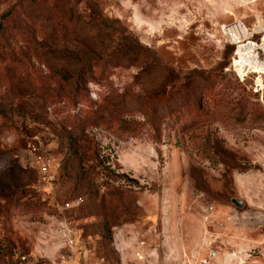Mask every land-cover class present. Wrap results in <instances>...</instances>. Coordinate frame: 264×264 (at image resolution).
Returning <instances> with one entry per match:
<instances>
[{"label":"rangeland","instance_id":"374dc122","mask_svg":"<svg viewBox=\"0 0 264 264\" xmlns=\"http://www.w3.org/2000/svg\"><path fill=\"white\" fill-rule=\"evenodd\" d=\"M263 8L0 0V264H264L256 78L216 34Z\"/></svg>","mask_w":264,"mask_h":264},{"label":"built area","instance_id":"2783aa9c","mask_svg":"<svg viewBox=\"0 0 264 264\" xmlns=\"http://www.w3.org/2000/svg\"><path fill=\"white\" fill-rule=\"evenodd\" d=\"M216 31L217 41L231 47L230 65L237 74L255 75L254 90L263 112L261 130L264 132V8L249 23L242 18H234L218 23ZM39 163L45 168V161Z\"/></svg>","mask_w":264,"mask_h":264},{"label":"water","instance_id":"95a60500","mask_svg":"<svg viewBox=\"0 0 264 264\" xmlns=\"http://www.w3.org/2000/svg\"><path fill=\"white\" fill-rule=\"evenodd\" d=\"M231 200L236 205H240L241 204V201L240 200H237V199H234V198H232Z\"/></svg>","mask_w":264,"mask_h":264},{"label":"trees","instance_id":"16d2710c","mask_svg":"<svg viewBox=\"0 0 264 264\" xmlns=\"http://www.w3.org/2000/svg\"><path fill=\"white\" fill-rule=\"evenodd\" d=\"M227 46H229V45H227ZM230 47V46H229ZM231 48V47H230ZM261 112H262V110H261ZM262 115H263V112H262Z\"/></svg>","mask_w":264,"mask_h":264},{"label":"bare ground","instance_id":"6f19581e","mask_svg":"<svg viewBox=\"0 0 264 264\" xmlns=\"http://www.w3.org/2000/svg\"><path fill=\"white\" fill-rule=\"evenodd\" d=\"M259 81V80H258ZM263 241H264V237H263Z\"/></svg>","mask_w":264,"mask_h":264}]
</instances>
